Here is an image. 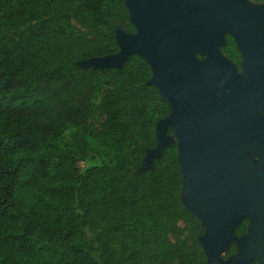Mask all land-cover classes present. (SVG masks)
Segmentation results:
<instances>
[{"label": "trees", "instance_id": "16d2710c", "mask_svg": "<svg viewBox=\"0 0 264 264\" xmlns=\"http://www.w3.org/2000/svg\"><path fill=\"white\" fill-rule=\"evenodd\" d=\"M0 24V264H207L176 143L141 170L171 111L150 65L79 66L135 33L125 0H0Z\"/></svg>", "mask_w": 264, "mask_h": 264}, {"label": "water", "instance_id": "95a60500", "mask_svg": "<svg viewBox=\"0 0 264 264\" xmlns=\"http://www.w3.org/2000/svg\"><path fill=\"white\" fill-rule=\"evenodd\" d=\"M135 33L117 27L119 52L79 62L83 69L121 70L132 56L152 69L149 85L170 104L156 126L158 145L141 170L176 143L181 201L204 228L207 264H264V148L254 140L253 81L264 78V4L248 0H125ZM244 56L247 78L221 47L225 36ZM197 55L207 56L200 61ZM220 94V98L217 97ZM173 130L175 137L169 135ZM250 220L248 232L236 229ZM236 252L224 259L232 246Z\"/></svg>", "mask_w": 264, "mask_h": 264}, {"label": "flooded vegetation", "instance_id": "af4514ba", "mask_svg": "<svg viewBox=\"0 0 264 264\" xmlns=\"http://www.w3.org/2000/svg\"><path fill=\"white\" fill-rule=\"evenodd\" d=\"M227 37H231L230 35H226L225 39H226V43L221 47V51L224 54L225 58L228 59L236 68L237 73L239 75H241L244 78H247V74L245 72V69L243 67V62H244V56L241 53V51L238 49L236 41L234 40L233 37H231L233 39L234 42V46H227ZM224 49V51H223ZM226 49V52H225ZM197 58L200 61H203L204 58L200 55H197ZM253 92H254V96H256L255 100H256V109H255V125H254V140L257 143V148L261 147V149L264 148V78H260V79H255L253 81ZM254 161L256 163H258L260 166H262V164H264V157L262 156V154L256 152L254 153ZM248 221V223L250 224V220L248 218H246L245 220L242 221V223L237 227L236 229V235H237V231L238 228L243 224V222ZM249 228V225H248ZM248 232V230H247ZM247 234V233H246ZM244 234V235H246ZM242 236H238L237 237H243ZM254 264H257L256 262Z\"/></svg>", "mask_w": 264, "mask_h": 264}, {"label": "rangeland", "instance_id": "374dc122", "mask_svg": "<svg viewBox=\"0 0 264 264\" xmlns=\"http://www.w3.org/2000/svg\"><path fill=\"white\" fill-rule=\"evenodd\" d=\"M250 3H252V4H255V5H263V3H260L258 0H248ZM68 21H70L71 23H73V21L72 20H69L68 19ZM0 26H1V24H0ZM201 56V55H200ZM204 59H206L207 58V56H202ZM217 97L218 98H220L221 96H220V94H217ZM171 131V133H169V135L171 136V137H175V135H174V132H173V130H170ZM93 164H100V162H97V161H95V162H85V163H82L81 164V167L82 168H85V167H87L88 165H93ZM225 260L226 259H228V257H226V255H224V257H223Z\"/></svg>", "mask_w": 264, "mask_h": 264}]
</instances>
